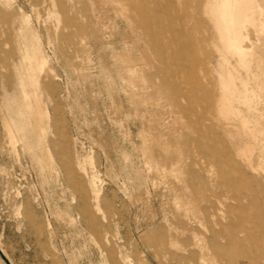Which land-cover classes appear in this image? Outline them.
<instances>
[{
	"label": "rangeland",
	"instance_id": "rangeland-1",
	"mask_svg": "<svg viewBox=\"0 0 264 264\" xmlns=\"http://www.w3.org/2000/svg\"><path fill=\"white\" fill-rule=\"evenodd\" d=\"M162 1L0 0V264H264V0Z\"/></svg>",
	"mask_w": 264,
	"mask_h": 264
},
{
	"label": "bare ground",
	"instance_id": "bare-ground-1",
	"mask_svg": "<svg viewBox=\"0 0 264 264\" xmlns=\"http://www.w3.org/2000/svg\"><path fill=\"white\" fill-rule=\"evenodd\" d=\"M127 2L130 5L132 10H134V11L137 10L138 13H139L135 17V20L137 22L147 21L148 14H149V8L147 7L146 2L153 3V12L156 15H160V13H164V10H166V9L168 10V4H166L162 0H127ZM219 3L221 4L220 5L221 7L226 9V11L223 10V12L220 13V17L223 19V21L227 22V23L225 22L226 25L224 24L227 27V29H228L227 38H226V42L225 43L227 44L230 52H234V53H237L240 56H242V55L245 54V48L241 44L244 39L241 38V35H240L239 31H238V27H239V25H241L242 22H244L243 20L247 21V20H251L250 18H252V21H254L255 20L254 16L253 15L252 16H248V15L244 14V11H243L244 9L243 8H244V3L245 2L243 0H220ZM158 20H160V19H158ZM145 29L148 32V30H149L148 26H145ZM152 37L156 41H162L163 38H164L163 37V33L161 31H159L157 34H152ZM168 44L171 45V43H168ZM158 52L160 54H162V48H159ZM177 52H178V50H177ZM36 59H38V51L36 49H32L26 55V60L29 61V62H32V60H36ZM34 68H35V66L33 64H30V66L26 70V73L21 77V79L19 81V87L21 89V94H22V97H23L24 105L19 110V118H20L21 126H19L18 131H21V133L23 134V138L24 139L27 138V135L30 132V126L32 125L30 117H31V115L33 113V106L29 102L30 94L26 91L25 88H26V85H27L28 82L31 83V84L32 83H38V77L36 76ZM231 82H232V80H231ZM219 93L222 94V95L225 94V91H224V89L222 87H220ZM173 97H174L176 102H178L179 99L183 98V99H186V100H188V101H190L192 103H199L202 106L205 105V101H203L202 99H198V97L194 96L190 92L181 90L177 86L174 87ZM181 108H184V107H181ZM184 113L189 114V111H184ZM228 113H229V111H228ZM226 115H227V113H226ZM234 117H236V116H234ZM5 126L7 128L8 133L10 134V137L14 138L15 137V131L13 130V127L11 126V124L6 122ZM13 140H15V139H13ZM217 168H218V164H217ZM222 235H223V233H222ZM215 242H216V240H215ZM239 257L241 259H243V260L244 259H248L249 258V254L247 252L246 253L242 252ZM236 264H238V262H236Z\"/></svg>",
	"mask_w": 264,
	"mask_h": 264
}]
</instances>
